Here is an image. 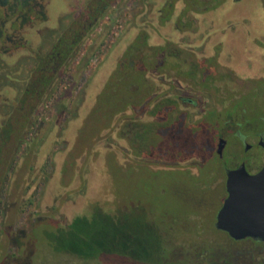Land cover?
<instances>
[{
    "label": "rangeland",
    "instance_id": "obj_1",
    "mask_svg": "<svg viewBox=\"0 0 264 264\" xmlns=\"http://www.w3.org/2000/svg\"><path fill=\"white\" fill-rule=\"evenodd\" d=\"M134 1L124 7L122 16L116 14L124 25L114 24L99 39V52L90 68L76 73L75 87L79 88L67 93L68 98L76 97L75 102L58 107L43 124V140L33 150V165L39 170L52 159L38 191L34 180L39 172L28 171L31 154L22 157L0 213V264H264V244L251 239L235 241L216 227L227 197L224 169L252 159L247 166L252 173L264 162L259 147L245 151V144L256 145L262 135L252 119L262 115V109L250 112V122L243 129L238 122L227 127V162L220 161L214 143L205 157L177 165L163 158L137 157L128 141L118 136V129L108 127L114 122L105 120L106 111L102 115L92 112L121 56L138 35L139 25L152 33L151 45L173 38L196 51L199 61L203 55H217L221 44L220 63L236 73L234 87L248 91L252 81L264 80L262 0H224L212 11L195 14L201 28L191 42L173 24L148 27L152 20L134 11ZM182 7L179 2L176 12ZM248 96L247 101L258 99L254 94ZM212 105L223 109L221 103ZM59 113L65 116L58 118ZM210 116L218 120L213 113ZM238 129H254L257 135L246 139L244 134H235ZM159 132L157 152L163 153L180 139L187 142L186 133L178 139L180 134L167 127H160ZM209 133L210 129L202 132L205 142ZM73 223L79 233L68 230ZM76 234L93 236L97 246H109L117 253L108 255L113 254L112 258L70 261L67 257L79 238ZM118 250L127 251L126 258H119Z\"/></svg>",
    "mask_w": 264,
    "mask_h": 264
},
{
    "label": "trees",
    "instance_id": "obj_2",
    "mask_svg": "<svg viewBox=\"0 0 264 264\" xmlns=\"http://www.w3.org/2000/svg\"><path fill=\"white\" fill-rule=\"evenodd\" d=\"M113 1L116 3L118 0ZM180 1L184 4V8L177 27L184 32H196L198 29L196 21L192 19L193 13H202L218 8L224 2V0H167L159 14L161 23L172 18L176 4ZM149 38V32L142 29L120 59L117 68L99 94L96 107L92 111L95 115H102L106 111L104 113L106 115L105 120L116 122L106 126L114 125V128L118 129L119 137L129 140L133 153L137 157L163 158L175 164L203 157L207 153L208 147L213 144V139L220 128L224 125L225 127L234 125L233 122H238L243 127L250 122V115L252 116L250 112H256L258 109L264 111V80L252 81L253 90L251 87L246 92L239 90L237 93H240L241 96L236 93L238 96L234 98L235 92L233 90L237 78L234 75L221 73V67L215 59L209 60L214 71L205 75L204 60L199 61L193 49L184 48L172 42L162 46H152L149 43ZM224 79L227 81L224 82ZM176 80L180 83H186L188 90H193L194 101L189 107L194 109L192 112L182 111V113H178V105L181 106L185 102L179 103L178 99L171 95V93L174 94L172 90L177 86ZM44 84V81H38L33 82L28 87L16 110L9 117L0 133L1 214L10 192V178L16 174V170L21 166L22 157L31 154L32 160L28 162V171L39 172L40 176L34 180L35 184L37 183L35 189L45 184L43 177L46 180L45 177L48 173L46 169L49 168L52 158L50 157L39 170L36 164L33 165L35 162H33L34 153L36 154L33 150L38 146L40 147L43 140L40 137L43 123L38 118L40 116L39 100L44 92ZM220 84H224V88L223 86L220 87ZM167 86L169 87L168 91L162 90ZM222 89L226 90V95L221 91ZM249 94H254L258 99L254 102L253 100L247 101ZM207 99L211 100L209 101L210 106L203 108L204 101ZM213 103L223 104L222 111L216 110L215 106L212 105ZM66 107L63 105L61 108ZM131 111L133 112L131 113ZM183 112H187L188 116H190L189 113H192L198 120H194L187 126L186 113ZM143 113L152 118L160 115L165 119L164 127L173 131L177 136L180 134L178 139L182 133H186L187 142L184 143L180 139L170 149L164 148L166 151L163 153L157 152L158 149L154 150V148L158 146L159 123L153 120L142 124L143 121L140 117ZM211 113L222 121L211 120ZM252 117L256 122L257 130H262L264 137V113L258 117L256 115ZM101 124L105 126L103 122ZM209 129V139L207 138L205 142L202 132ZM188 139H191L192 142H188ZM30 203L33 205L32 202ZM74 222H79V220L75 219ZM74 224L69 227V231L74 229ZM73 232L79 233L76 229ZM76 235L79 238L75 246L70 249L67 257L70 261L76 262L77 259L87 258L96 259L101 256L112 258L113 254L117 253L109 246H97L93 242L96 240L93 236ZM253 241L264 244L258 240ZM118 252L119 258H126L127 251L118 250ZM110 253H113L112 257L108 256Z\"/></svg>",
    "mask_w": 264,
    "mask_h": 264
},
{
    "label": "flooded vegetation",
    "instance_id": "obj_3",
    "mask_svg": "<svg viewBox=\"0 0 264 264\" xmlns=\"http://www.w3.org/2000/svg\"><path fill=\"white\" fill-rule=\"evenodd\" d=\"M132 1L133 0H118L114 3L113 0H0V133L9 117L16 110L21 97L33 82H45L44 92L39 100L40 116L38 118L43 124L46 120L50 119L58 107H62L63 105L67 106L68 101H70L71 104L74 103L76 97L74 98L71 95V97L68 98L67 93L70 91L77 92L79 88V85L75 87L78 80L76 73H79L83 68H90L93 57L99 52L98 41L103 36V33H108L109 28L113 27L114 24L118 23L119 25H124V21L122 20L121 23V20H119L116 14L119 12L120 16H122V12L126 10L125 8H128L130 5L129 3ZM166 1L167 0H135L134 11H139L140 14L149 18L147 21L152 20V25H148V27L153 28L154 26L156 28L157 26L164 27L172 26L173 24L174 29L177 30L182 37L183 35H189L188 40L191 42V36L193 37L197 34L201 28L199 20L194 16L200 13H193L192 15V19L197 23L198 29L196 32L180 31L177 26L184 4L182 3L183 7L178 13L175 9L174 15L170 20L161 23L159 14ZM262 3L264 6V0H262ZM212 10L213 9H210L208 11ZM129 24H131V22H128V26ZM142 29L147 30L151 38L152 33L144 25L138 26V35ZM204 38L205 36L203 34L202 39ZM168 42L179 45V43L173 41V38H166L162 44L152 46H162ZM221 50L222 46L219 44L217 55H203L205 75L214 71V68H212L213 65L209 60L215 59L221 67V73L234 75V77L238 79L236 73L232 69L220 63L219 53ZM194 52L196 53V51ZM226 81L227 80L224 79V82ZM176 82L177 86L172 90L174 94L171 93V95L175 97V99H178L179 103L185 102V104H181V106L178 105V113H182V111L192 112L194 109L189 107L194 101L195 94L193 90H188V85L186 83H180L178 80H176ZM224 84H220L219 86H223L224 88ZM168 89L169 87L167 86L162 90L168 91ZM221 91L226 95L225 89ZM238 91L239 88L235 87L233 90V92H235L234 98H237V94L241 96L240 93H237ZM185 94H190L191 96L185 97ZM209 101L211 100L207 99L204 101L205 104H203V108L210 106ZM132 112L133 111H131V113ZM187 112L183 113H186V124L189 126L190 123L198 119L195 118L192 113H189L190 116H188ZM64 116L65 115L62 113L58 114V118ZM182 116L185 118L184 115ZM140 118L143 121H141L142 124L153 120L158 121L159 128L164 127L166 123L165 119L160 115L156 118H152L146 113H143ZM239 128L243 129L242 126ZM226 130L227 127L224 125V127L218 130L217 135L213 139V144L215 143L213 149L221 162L226 161L224 152L229 143V140L225 138ZM252 130L253 131L250 132L249 129L247 131L238 129V132H235V134H244L246 139H250L256 137L253 135L256 134L254 129ZM158 133L160 134L159 130ZM261 138H263V134L260 135L259 141ZM221 139L227 141L222 157L218 154V145ZM127 141L130 144L129 140ZM259 141L256 145L250 144V150L254 151L259 147L263 151L264 156V149L259 145ZM210 147H208V150H210ZM130 149L133 153L131 144ZM147 158L151 157L148 156ZM250 161H252V159L242 161L235 168L224 169L225 187L227 184L228 171L237 169L242 163H245L249 168L251 164ZM262 161H264V159ZM263 164L264 162L262 166ZM174 165H177V163H174ZM262 166L257 171H259ZM15 176L16 174L11 176V184L16 182Z\"/></svg>",
    "mask_w": 264,
    "mask_h": 264
},
{
    "label": "water",
    "instance_id": "obj_4",
    "mask_svg": "<svg viewBox=\"0 0 264 264\" xmlns=\"http://www.w3.org/2000/svg\"><path fill=\"white\" fill-rule=\"evenodd\" d=\"M227 141L221 139L218 154L222 157ZM259 145L264 149V139ZM245 151L251 149L247 143ZM227 193L216 218V227L233 240H258L264 243V164L249 172L245 163L227 173Z\"/></svg>",
    "mask_w": 264,
    "mask_h": 264
}]
</instances>
